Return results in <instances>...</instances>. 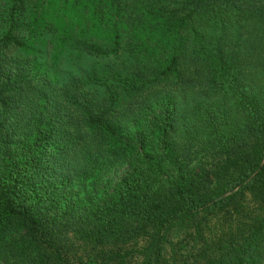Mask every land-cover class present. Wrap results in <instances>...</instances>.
<instances>
[{
  "label": "trees",
  "instance_id": "16d2710c",
  "mask_svg": "<svg viewBox=\"0 0 264 264\" xmlns=\"http://www.w3.org/2000/svg\"><path fill=\"white\" fill-rule=\"evenodd\" d=\"M0 264H264V0H0Z\"/></svg>",
  "mask_w": 264,
  "mask_h": 264
},
{
  "label": "rangeland",
  "instance_id": "374dc122",
  "mask_svg": "<svg viewBox=\"0 0 264 264\" xmlns=\"http://www.w3.org/2000/svg\"><path fill=\"white\" fill-rule=\"evenodd\" d=\"M104 63L100 59L94 57H82L81 59H71L67 55H63L60 58V63L57 68L62 74H83L94 70L99 67L100 64ZM125 167L112 168L110 172L102 179L103 186L110 192L113 184L120 179L124 174ZM109 181V182H108Z\"/></svg>",
  "mask_w": 264,
  "mask_h": 264
}]
</instances>
